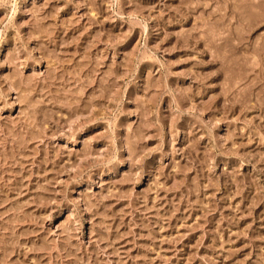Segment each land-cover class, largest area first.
<instances>
[{"label": "rangeland", "instance_id": "rangeland-1", "mask_svg": "<svg viewBox=\"0 0 264 264\" xmlns=\"http://www.w3.org/2000/svg\"><path fill=\"white\" fill-rule=\"evenodd\" d=\"M0 264H264V0H0Z\"/></svg>", "mask_w": 264, "mask_h": 264}]
</instances>
